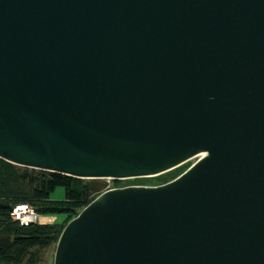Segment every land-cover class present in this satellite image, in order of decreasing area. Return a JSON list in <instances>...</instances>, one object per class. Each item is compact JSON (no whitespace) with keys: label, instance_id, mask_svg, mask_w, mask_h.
Returning a JSON list of instances; mask_svg holds the SVG:
<instances>
[{"label":"water","instance_id":"water-1","mask_svg":"<svg viewBox=\"0 0 264 264\" xmlns=\"http://www.w3.org/2000/svg\"><path fill=\"white\" fill-rule=\"evenodd\" d=\"M102 192L53 264H264V0H0V159Z\"/></svg>","mask_w":264,"mask_h":264},{"label":"trees","instance_id":"trees-1","mask_svg":"<svg viewBox=\"0 0 264 264\" xmlns=\"http://www.w3.org/2000/svg\"><path fill=\"white\" fill-rule=\"evenodd\" d=\"M185 170L178 167L150 180L162 185ZM57 188H63L64 198L51 200ZM101 193L97 180L22 168L0 159V264H37L40 252L56 246L65 225ZM20 204L30 206L38 216H64L66 222L21 226L11 217Z\"/></svg>","mask_w":264,"mask_h":264},{"label":"rangeland","instance_id":"rangeland-1","mask_svg":"<svg viewBox=\"0 0 264 264\" xmlns=\"http://www.w3.org/2000/svg\"><path fill=\"white\" fill-rule=\"evenodd\" d=\"M198 158H192L191 160L187 161L185 164L180 166L190 167L194 164ZM98 185L102 188V192L114 189V188H122L127 186H157L155 182H152L150 178H141V179H128V180H120L119 184H116L114 180L111 179H99ZM118 186V187H117ZM51 200H62L64 198V190L63 188H57L50 196ZM66 222V217L58 216L57 220L51 223L46 224H60L63 225ZM54 254H55V245L51 246L50 248L40 252L39 262L37 264H53L54 261Z\"/></svg>","mask_w":264,"mask_h":264},{"label":"built area","instance_id":"built-area-1","mask_svg":"<svg viewBox=\"0 0 264 264\" xmlns=\"http://www.w3.org/2000/svg\"><path fill=\"white\" fill-rule=\"evenodd\" d=\"M11 217L21 226H27L28 224L37 223L36 221L37 215L34 212L33 208L25 204H20L15 206L12 209Z\"/></svg>","mask_w":264,"mask_h":264},{"label":"bare ground","instance_id":"bare-ground-1","mask_svg":"<svg viewBox=\"0 0 264 264\" xmlns=\"http://www.w3.org/2000/svg\"><path fill=\"white\" fill-rule=\"evenodd\" d=\"M57 220L55 216H38L36 217V221L38 224H46L51 223Z\"/></svg>","mask_w":264,"mask_h":264}]
</instances>
